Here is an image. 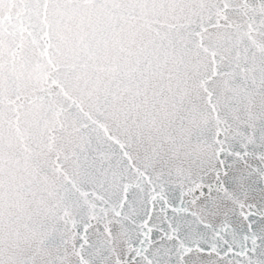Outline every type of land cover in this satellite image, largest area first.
Masks as SVG:
<instances>
[{
  "label": "snow or ice",
  "instance_id": "6c2138e0",
  "mask_svg": "<svg viewBox=\"0 0 264 264\" xmlns=\"http://www.w3.org/2000/svg\"><path fill=\"white\" fill-rule=\"evenodd\" d=\"M0 264H264V0H0Z\"/></svg>",
  "mask_w": 264,
  "mask_h": 264
}]
</instances>
